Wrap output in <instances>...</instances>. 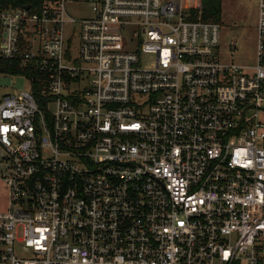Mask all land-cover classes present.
<instances>
[{
    "label": "built area",
    "instance_id": "2783aa9c",
    "mask_svg": "<svg viewBox=\"0 0 264 264\" xmlns=\"http://www.w3.org/2000/svg\"><path fill=\"white\" fill-rule=\"evenodd\" d=\"M78 1L0 0V264H264V0L254 64L201 0Z\"/></svg>",
    "mask_w": 264,
    "mask_h": 264
},
{
    "label": "rangeland",
    "instance_id": "374dc122",
    "mask_svg": "<svg viewBox=\"0 0 264 264\" xmlns=\"http://www.w3.org/2000/svg\"><path fill=\"white\" fill-rule=\"evenodd\" d=\"M97 0H80L69 4V12L77 18L88 17L92 14V5ZM198 0H186V9L189 3ZM259 0H222L220 15V40L217 55L223 63L254 64L257 47V17ZM1 35V30H0ZM236 42V49L230 44ZM142 60L151 62V56H144ZM150 63H145L149 65ZM31 89V81L23 74L0 72V96L13 94ZM53 108V106H51ZM1 195L5 188L0 184ZM20 248H18V251Z\"/></svg>",
    "mask_w": 264,
    "mask_h": 264
},
{
    "label": "trees",
    "instance_id": "16d2710c",
    "mask_svg": "<svg viewBox=\"0 0 264 264\" xmlns=\"http://www.w3.org/2000/svg\"><path fill=\"white\" fill-rule=\"evenodd\" d=\"M222 0H201L199 7L192 8L191 18L203 21H220ZM0 72H18V68L10 66V61L0 58Z\"/></svg>",
    "mask_w": 264,
    "mask_h": 264
}]
</instances>
